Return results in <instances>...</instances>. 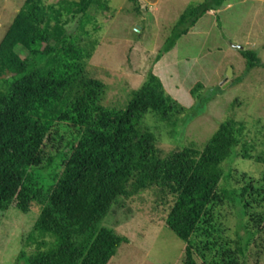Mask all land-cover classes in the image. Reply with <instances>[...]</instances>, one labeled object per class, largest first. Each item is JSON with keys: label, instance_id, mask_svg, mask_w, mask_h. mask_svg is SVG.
I'll return each mask as SVG.
<instances>
[{"label": "trees", "instance_id": "trees-1", "mask_svg": "<svg viewBox=\"0 0 264 264\" xmlns=\"http://www.w3.org/2000/svg\"><path fill=\"white\" fill-rule=\"evenodd\" d=\"M224 1L189 3L164 43ZM105 13L113 15L107 0H24L0 39V214L40 206L61 229L49 253L24 264H107L127 238L102 221L113 204L144 191L160 220L201 259L210 251V264H246L251 251L264 248V170L256 179L243 174L238 188L219 184L234 157L264 166V130H257L260 142L247 140L245 125L227 117L202 146L163 152L161 128L145 114L177 128L180 111L152 69L123 108L102 102L106 85L89 63L103 27L97 16ZM239 51L258 64L255 52ZM91 134L99 147L86 148ZM224 206L236 212L233 238Z\"/></svg>", "mask_w": 264, "mask_h": 264}, {"label": "rangeland", "instance_id": "rangeland-1", "mask_svg": "<svg viewBox=\"0 0 264 264\" xmlns=\"http://www.w3.org/2000/svg\"><path fill=\"white\" fill-rule=\"evenodd\" d=\"M107 1L113 15L97 16L103 27L89 63L90 73L106 85L105 106L123 108L130 92L152 69L165 95L173 98L169 102L180 111L177 128L167 126L153 112L145 114L144 120L161 128L156 130L157 145L163 152L189 144L202 146L227 117L245 125L247 140H262L257 130H264V0H225L168 44L164 40L181 12L189 3L203 0ZM23 3L0 0V39ZM160 48L163 53L158 54ZM240 49L255 52L258 64L250 66ZM196 84L202 87L192 96ZM84 144L92 149L101 141L91 134ZM223 167L226 179L219 189L238 188L241 184L236 180L243 174L256 179L264 170L263 165L239 157ZM227 206L219 209L225 214L224 226L229 227L226 233L233 238L237 216ZM102 225L127 238L107 264H210L214 257L209 251L204 261L195 248H188L160 220L147 191L124 205L113 204ZM60 230L40 206L27 212L10 207L0 214V264H24L26 257L49 253ZM251 255L246 264H264V248Z\"/></svg>", "mask_w": 264, "mask_h": 264}, {"label": "water", "instance_id": "water-1", "mask_svg": "<svg viewBox=\"0 0 264 264\" xmlns=\"http://www.w3.org/2000/svg\"><path fill=\"white\" fill-rule=\"evenodd\" d=\"M231 71H232V68L228 66L227 77H230L232 75Z\"/></svg>", "mask_w": 264, "mask_h": 264}, {"label": "crops", "instance_id": "crops-1", "mask_svg": "<svg viewBox=\"0 0 264 264\" xmlns=\"http://www.w3.org/2000/svg\"><path fill=\"white\" fill-rule=\"evenodd\" d=\"M155 2H156V1H155ZM212 11H213V13H214V10H212ZM212 11H209V12L211 13ZM176 89H177V86H176ZM173 97H174V98H177L176 93H174Z\"/></svg>", "mask_w": 264, "mask_h": 264}]
</instances>
